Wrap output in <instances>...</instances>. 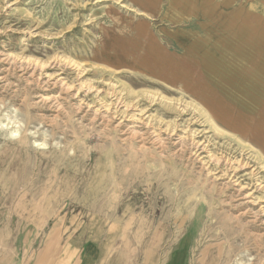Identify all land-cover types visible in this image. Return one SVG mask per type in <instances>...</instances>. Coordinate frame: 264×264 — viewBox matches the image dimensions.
<instances>
[{
    "label": "rangeland",
    "instance_id": "rangeland-1",
    "mask_svg": "<svg viewBox=\"0 0 264 264\" xmlns=\"http://www.w3.org/2000/svg\"><path fill=\"white\" fill-rule=\"evenodd\" d=\"M48 232L264 264V0H0V264Z\"/></svg>",
    "mask_w": 264,
    "mask_h": 264
},
{
    "label": "crops",
    "instance_id": "crops-1",
    "mask_svg": "<svg viewBox=\"0 0 264 264\" xmlns=\"http://www.w3.org/2000/svg\"><path fill=\"white\" fill-rule=\"evenodd\" d=\"M40 238L39 242H24L25 258L20 264H130L127 251H109L95 240L81 242L51 232Z\"/></svg>",
    "mask_w": 264,
    "mask_h": 264
},
{
    "label": "bare ground",
    "instance_id": "bare-ground-1",
    "mask_svg": "<svg viewBox=\"0 0 264 264\" xmlns=\"http://www.w3.org/2000/svg\"><path fill=\"white\" fill-rule=\"evenodd\" d=\"M117 98V97H116ZM111 102V101H110ZM114 103H112V105H113ZM115 104H116V100H115ZM119 104H121V103H119ZM117 105V104H116ZM109 106L110 105H108V108H109ZM124 108V107H123ZM134 108V107H133ZM120 109H121V107H120ZM119 109V110H120ZM105 110H106V108H105ZM127 110H128V108H127ZM111 111H112V109H111ZM129 111V110H128ZM130 111H132V110H130ZM135 111V110H134ZM138 111V110H137ZM136 111V112H137ZM125 112V111H124ZM140 112V111H139ZM143 112V111H142ZM142 112L140 113V114H142ZM107 113H109V112H107ZM113 113H115V112H113ZM129 113V112H128ZM132 113V112H131ZM138 114V113H137ZM119 115V114H118ZM127 115V114H126ZM129 115V114H128ZM127 115V116H128ZM124 116H125V114H124ZM130 116H132V115H130ZM132 117H134V115L132 116ZM114 118V117H113ZM123 118V117H122ZM129 118V117H128ZM141 118V117H140ZM126 119V118H125ZM133 119V118H132ZM135 119V118H134ZM130 120H131V117H130ZM135 122V121H134ZM134 124V123H133ZM147 125V124H146ZM187 128V127H186ZM172 131H173V129H172ZM185 131V130H184ZM196 132V131H195ZM199 132V131H198ZM196 135V134H195ZM201 137H202V135H201ZM179 139V138H178ZM194 139V138H193ZM200 139V138H199ZM194 140H196V139H194ZM204 140V139H203ZM206 141V140H205ZM204 141V142H205ZM178 143V142H177ZM200 144V143H199ZM198 144V145H199ZM208 144V143H207ZM198 145H197V147H198ZM192 148V147H191ZM205 151V150H204ZM193 152H195V151H193ZM200 152V151H199ZM198 153V152H197ZM196 153V154H197ZM206 154V153H205ZM226 154V153H225ZM204 155V154H203ZM220 155V154H219ZM233 155V154H232ZM212 156H214V155H212ZM216 156V155H215ZM214 156V157H215ZM225 156V155H224ZM228 156V155H227ZM241 156V155H240ZM203 157V156H202ZM205 158H207L206 157V155L204 156ZM209 158H210V156H208ZM235 157V156H234ZM239 157V156H238ZM200 158V157H199ZM208 158V159H209ZM212 158V157H211ZM220 160L222 159V158H220V157H218ZM218 158H214L213 159V162H215L216 164V166L217 165H219V159ZM227 158V157H226ZM196 159H197V157H196ZM197 160H199V159H197ZM203 160V159H202ZM225 160V159H224ZM200 161V160H199ZM207 161H209V160H207ZM206 161V162H207ZM203 163H204V161H202ZM225 162H226V164H225V170L223 171V170H221L220 171V173H221V175L220 176H218V180H224V179H226V178H229L233 183L231 184V185H233L235 188H237V187H240L239 188V190H238V193L240 194L239 196H241V195H244V199L245 200H251L252 199V196H253V192L254 191H251V193H248V194H245V192L246 191H248V189L250 188V186L251 185H254V184H251L250 186L248 185V183H247V186H241V179H246V177L245 176H250V178H253V172L255 171V170H252L249 174H246V175H242V176H238V174L239 173H241V172H245L247 169H249L250 168V165H249V163L248 162H245L244 160H243V158L241 159V160H236V162H232L231 160H229V159H226L225 160ZM198 163V162H197ZM211 163V162H210ZM202 164V163H201ZM212 164H214V163H212ZM205 165V164H204ZM215 165H213L214 167H216ZM224 165V164H223ZM210 166V165H209ZM202 167H203V165H202ZM252 167V166H251ZM204 169H205V167H204ZM209 169V168H208ZM257 169V168H256ZM263 169V168H262ZM211 171H212V169H210ZM209 170V171H210ZM216 170V169H215ZM205 171V170H204ZM207 171V170H206ZM208 171V172H209ZM219 173V172H218ZM219 173V174H220ZM210 174V173H209ZM255 174V173H254ZM237 176V177H236ZM255 177V176H254ZM249 178V181L251 180ZM214 180V179H213ZM259 180V179H258ZM250 182H252V181H250ZM259 182V181H258ZM246 185V184H245ZM258 186V185H257ZM233 188V187H232ZM251 189H253V186H252V188ZM251 189H249V191L251 190ZM263 189V188H262ZM254 190V189H253ZM256 190V189H255ZM260 191V190H259ZM238 196V197H239ZM237 198V197H236ZM251 204L253 205V203L251 202ZM246 213H248L247 211H246ZM243 216V215H242Z\"/></svg>",
    "mask_w": 264,
    "mask_h": 264
}]
</instances>
